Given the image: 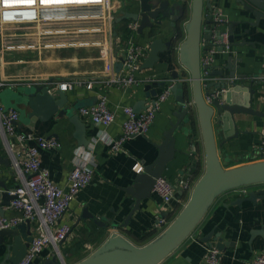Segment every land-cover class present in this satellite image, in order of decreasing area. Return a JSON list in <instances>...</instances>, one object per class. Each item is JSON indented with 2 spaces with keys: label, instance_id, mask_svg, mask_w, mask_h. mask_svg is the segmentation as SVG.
<instances>
[{
  "label": "crops",
  "instance_id": "crops-1",
  "mask_svg": "<svg viewBox=\"0 0 264 264\" xmlns=\"http://www.w3.org/2000/svg\"><path fill=\"white\" fill-rule=\"evenodd\" d=\"M177 1L185 5L184 13L177 21V25L172 27L169 25L170 21L167 20L162 31L158 30L159 35L164 39H172L176 34L172 39L174 52L172 50L162 52L161 60L155 64L154 68L140 70L144 76L166 78L174 69L184 70V66L179 62L178 50L188 36L186 25L192 18L193 0ZM130 2L131 0H113L115 18L112 22H88L79 19L63 21L60 26L66 28V32L56 36L54 42L48 47L44 45L47 43L46 38L42 42H36V48H29L31 54L28 50L21 54L25 59L23 62L17 61L14 57L8 59L2 55L0 80L38 78L46 81L53 77L59 82L79 78L95 82L101 81L105 77V61L109 60L113 53H118L121 49L120 45L123 46L128 38L126 32L120 30L116 35L115 30L119 31V27L130 26L131 23L137 22L133 20L116 22V17L123 10L129 9ZM213 3L226 16L227 21L222 25L225 31L229 30L231 23L248 19L244 15L243 4L238 0H213ZM250 19L253 20L255 17L252 16ZM97 22L100 27L97 26ZM213 26L214 24H204L205 30L213 28ZM137 28L138 26L135 29L130 28V35L137 43L147 45L149 29H145L147 33L140 34ZM245 28H250V32H243L242 30ZM177 29L178 32L180 31L179 36ZM20 35L22 38H19V41L14 36L11 37V44L17 45L32 39L27 32ZM214 38L202 41L201 46L205 47L203 51L205 58L211 53ZM14 45H11L8 50L14 51ZM103 50H105L104 53H102ZM230 54H233L236 65H241L240 68H237L238 72L259 74L257 77L260 80L259 97L256 98L255 107L264 112V82L260 79V76H264V18L260 19L259 26L246 22L238 23L235 26V43L229 50L226 48L220 51L217 48V51L212 54L211 64L214 65V68L223 67V63ZM244 81L249 84L250 79L247 78ZM189 87L191 97L193 91L190 83ZM239 88L242 91L236 89L237 94L234 97L237 98V101L238 99L244 101V97H247V90L244 87ZM160 92L161 89H159ZM67 93L70 97L69 106L74 100L88 102L85 104L88 105L94 99L97 100L98 96L106 95L109 105L115 109V120L106 127L86 120L80 114V109L77 110L87 126V137L90 139L88 145L81 146L78 143L75 137L76 127L68 116H53L48 120L37 119L32 123L26 110L27 106L22 100L19 101L21 95L17 86L13 87L7 84L0 88V108L19 110L20 116L17 125L20 129L33 131L47 137H56L61 141L60 148H45L40 153L42 165L49 169L51 178L59 185L67 187L69 174L77 161V150L81 152L88 150L94 158L95 175L92 182L79 191L60 219L61 222H67L72 227L67 239L59 245V251H56L52 245L47 246L33 264H43L44 260L52 258L58 252H60L62 261L64 260L67 264H75L95 253L113 233L121 234L139 247L149 244L160 236L179 215L189 201L195 185L206 171L203 135L201 127L197 123L193 131L190 130L189 135L177 133L176 146L179 151L176 152L175 158L168 163L164 172L165 176L174 182L180 178L189 180L191 187L185 190L177 188L173 199L165 206L167 215L161 217V219L165 218L164 223L157 225L159 213L163 208L160 204L161 198L154 191L155 200H143L141 209L136 210L126 223V217L134 201L133 195L126 190V187L133 183L143 164H148L156 158L158 145L164 139V132L170 127L171 118L176 119L172 114L176 107L174 96L172 94L162 102L148 133L133 136L125 142L122 151L115 152L102 141H97V138L102 133L114 138L120 136L126 118L123 107L126 105L134 107L139 100L148 98L145 96L144 84L121 87L100 82L95 84L94 88L76 86L67 90ZM150 99L148 98V100ZM235 124L237 126L233 128V131L239 128V135L232 136L221 149L224 167L229 168L264 160V155L260 154L258 149L263 136L264 116L237 114ZM194 152L199 156L197 167L193 163L196 161L190 156ZM0 154L3 158L8 157L1 135ZM0 167L5 171L8 170L5 164H0ZM15 182L18 181L12 175L8 178L7 184ZM259 187H264V184ZM240 194L239 189H233L217 196L192 234L158 264H203L206 246L210 245L203 238L211 230L221 232L224 239L234 242L220 253V259L224 264H254L253 256L264 249V237L259 231L264 229V199H259L257 204L251 201H245L241 205L233 203ZM4 208L8 215L21 214L20 210L7 205ZM86 209L94 214L95 218L101 220L103 225L96 223L90 217H82ZM112 223L116 225H111ZM253 231H255L254 234H252ZM6 240L8 243L12 237ZM5 252L6 243L0 244V262ZM56 264H62V262L58 260Z\"/></svg>",
  "mask_w": 264,
  "mask_h": 264
},
{
  "label": "water",
  "instance_id": "water-1",
  "mask_svg": "<svg viewBox=\"0 0 264 264\" xmlns=\"http://www.w3.org/2000/svg\"><path fill=\"white\" fill-rule=\"evenodd\" d=\"M238 1L243 4V12L248 19L239 20V22L229 25L227 31L231 45L235 43V26L238 23L246 22L250 25L259 26L260 19L264 18V0ZM130 3L129 9L123 10L116 17V22L137 21V31L140 34L147 33L145 29H149L147 33L149 51L141 64V69H152L157 62H160L162 52L167 50L174 52L172 39L176 34L173 35L172 39H164L159 35L158 30L162 31L167 20L170 21V26H176L177 21L184 13L185 5L177 0H131ZM214 7L213 0H193L192 18L186 25L188 36L178 50L179 62L184 66V70L174 69L168 77L144 85L145 96L151 98L152 103L155 102L159 89L162 90L171 85V91L176 102L172 114L176 119L171 118L170 127L164 132V139L158 145L156 158L148 164H143L133 183L126 187V190L134 197L131 210L126 217V223L136 210L141 209L143 200L154 199L153 188L156 179L165 175L164 172L168 163L175 158L176 152L179 151L176 146L177 133L189 135L190 130L193 131L197 123L201 127L204 142L206 164L204 175L195 185L189 201L179 215L155 240L139 247L121 234L113 233L108 236L104 244L95 253L75 264H158L192 234L213 201L223 192L242 186L248 187L247 192L240 194L234 200L233 203L238 205L245 201L257 204L259 199H264V187H259L264 184V160L229 168L223 165L222 147L232 136L239 135V128L233 131V128L237 126L235 124L236 115L264 116V112L255 107L256 98L259 97L260 80L257 78L259 74L238 72L237 68H240L241 65H236L233 54L228 55L223 67L214 68L213 64L204 63L203 51L205 47L201 46L202 41L211 39L213 34L221 39L225 30L216 25ZM252 16L255 19H250ZM204 24H214L213 28L216 26V30L213 28L205 30ZM126 27L129 29L128 25ZM242 31L249 33L250 28H245ZM115 34L118 35L119 31L115 30ZM217 48L223 51L224 45L219 44ZM122 66L121 58L115 62L116 71H120ZM247 78L250 79L249 84L244 81ZM189 83L193 91L191 97ZM239 87H244L247 90V97H244V101L239 99L237 101V98L234 97L237 94L236 89L242 91ZM17 88L21 95L19 101L22 100L27 106L26 110L32 123L37 119L48 120L53 116H68L76 127L75 137L78 143L80 145L89 144L90 139L87 137L86 123L77 112L88 102L74 100L69 106L70 97L67 90L60 87L52 89L54 88L53 77L38 84ZM148 98L139 100L134 105L135 111L148 108L150 105ZM95 102L94 99L88 105ZM190 156L196 161L193 163L197 167L196 163H198L199 156L196 152L191 153ZM0 164H5L8 167L7 171L0 167V214L4 215L6 213L4 206L10 205L16 197L12 191L18 183L7 184L8 178L14 175L9 155L3 158L0 154ZM165 215L167 212L162 209L159 217ZM85 216L103 225V222L95 218L94 214L88 212L87 209L82 217ZM111 225L116 224L112 223ZM259 231L264 237V229ZM254 233L255 231L252 232V234ZM9 237H12V240L7 243L6 239ZM32 240L30 220H24L15 226L0 229V244L6 243V252L0 264H18L27 254ZM203 240L215 245L220 253L226 250L228 245L234 244L233 241L224 239L221 232L214 230L206 234ZM58 260L62 264H67L60 258V252L52 258L44 260L43 264H56Z\"/></svg>",
  "mask_w": 264,
  "mask_h": 264
},
{
  "label": "built area",
  "instance_id": "built-area-1",
  "mask_svg": "<svg viewBox=\"0 0 264 264\" xmlns=\"http://www.w3.org/2000/svg\"><path fill=\"white\" fill-rule=\"evenodd\" d=\"M114 9L113 0H0V35L8 26L22 24L28 27L30 25L36 28L35 33L26 31L32 39L21 42L19 45L36 48V42L46 38L47 43L44 45L48 47L54 42L56 36L66 32V28L60 26L63 21L79 19L88 22H112L115 18ZM213 12L216 25L222 27L227 21L226 16L217 7H214ZM137 26L138 23L133 22L129 29H135ZM213 30H216V26ZM213 37H215V45H213L210 55L204 57V63H211L212 54L217 51L219 44L224 45V50L226 48L229 50L232 46L227 30L222 33L221 39L217 38L216 34H213ZM18 39L16 38L17 41H19ZM120 46L121 49L118 53H113L110 59L105 61V77L101 81L95 82L85 78L61 82L54 80V88L52 89L60 87L64 90H71L76 86L94 88L95 84L100 82L127 87L145 85L163 79L144 76L140 72L142 70L141 64L149 51V44L141 45L134 40L132 35H129L125 44ZM104 52L105 50L102 53ZM2 55L3 52L0 50V59ZM121 58L123 66L120 71H116L115 62ZM260 77L261 81L264 82V76ZM43 81L38 78L0 80V88L7 84L13 87H21ZM172 94L171 85H168L157 95L154 103H152V99L149 100L150 105L146 109L135 111L133 106H124L126 118L120 136L114 138L102 133L99 134L97 141H102L112 151H122L128 139L148 133L162 102ZM80 114L86 120L105 127L110 125L116 117L115 109L109 105L106 95L98 96L95 103L81 107ZM19 116L20 112L16 108L5 110L0 108V135L11 159L14 177L18 181V185L12 191L16 197L8 206L21 212L20 215L0 214V229L15 226L24 220H30L33 240L27 254L18 264H33L47 246L52 245L56 251H59L60 243L67 239L72 227L67 222H61L60 219L79 191L92 182L95 175L94 158L92 157L90 162H83L77 157V161L69 174L67 187L59 185L51 178L49 169L42 165L40 153L45 148H60L62 146L61 141L56 137H47L33 131L20 129L17 125ZM262 134L258 149L260 154L264 155V129ZM81 153H89V151L84 150ZM190 187L189 180L180 178L174 182L164 175L156 179L153 191L161 198V208L165 209L166 204L174 197L177 188L185 190ZM237 189L242 194L247 192L249 188L242 186ZM158 220L157 225L165 222V218L159 217ZM252 261L254 264H264V249L254 255ZM203 264H224L220 259V250L215 245L206 246Z\"/></svg>",
  "mask_w": 264,
  "mask_h": 264
},
{
  "label": "rangeland",
  "instance_id": "rangeland-1",
  "mask_svg": "<svg viewBox=\"0 0 264 264\" xmlns=\"http://www.w3.org/2000/svg\"><path fill=\"white\" fill-rule=\"evenodd\" d=\"M97 26L100 27L99 22H97ZM26 31L35 33L36 28H34L30 25L27 27L26 25H22V24H19L16 26H8L5 29L4 33L2 35H0V50L3 52V55H5L6 58L10 59V58L14 57L15 59H17V61L23 62V61H25V59L23 56H21V54L27 52V50L29 51V54L32 53L31 49H29L28 47L21 46L19 44H17V46H15L14 51L8 50V48L11 45L10 38L13 36L15 38H22V35H20V34L26 32ZM32 37H37V36H32ZM39 42H42V41L40 40ZM24 48H26V49H24ZM13 52L15 54H11ZM9 54H11V55H9Z\"/></svg>",
  "mask_w": 264,
  "mask_h": 264
},
{
  "label": "clouds",
  "instance_id": "clouds-1",
  "mask_svg": "<svg viewBox=\"0 0 264 264\" xmlns=\"http://www.w3.org/2000/svg\"><path fill=\"white\" fill-rule=\"evenodd\" d=\"M77 157L83 162H90L92 160V156L90 153H81L80 150L77 151Z\"/></svg>",
  "mask_w": 264,
  "mask_h": 264
},
{
  "label": "trees",
  "instance_id": "trees-1",
  "mask_svg": "<svg viewBox=\"0 0 264 264\" xmlns=\"http://www.w3.org/2000/svg\"><path fill=\"white\" fill-rule=\"evenodd\" d=\"M122 27H123V28H122ZM122 27H119V32H120V30H121L122 32H126V35L129 36V35L131 34V33L129 32L130 30L127 29L126 25H123ZM177 35H178V36L180 35V31L178 32V29H177ZM213 45H215V43H214Z\"/></svg>",
  "mask_w": 264,
  "mask_h": 264
}]
</instances>
